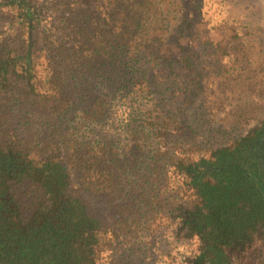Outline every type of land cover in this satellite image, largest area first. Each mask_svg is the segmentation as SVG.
I'll use <instances>...</instances> for the list:
<instances>
[{"label": "trees", "instance_id": "1", "mask_svg": "<svg viewBox=\"0 0 264 264\" xmlns=\"http://www.w3.org/2000/svg\"><path fill=\"white\" fill-rule=\"evenodd\" d=\"M202 1L0 0V264H264V105L214 101Z\"/></svg>", "mask_w": 264, "mask_h": 264}, {"label": "rangeland", "instance_id": "2", "mask_svg": "<svg viewBox=\"0 0 264 264\" xmlns=\"http://www.w3.org/2000/svg\"><path fill=\"white\" fill-rule=\"evenodd\" d=\"M202 11L214 39V101L221 105V99L217 94L222 84L227 87L231 97V99L225 98L229 99L224 102L227 113L233 108L237 110L238 105L247 95L256 98L254 104L259 112V107L264 105V102L259 103L264 98V0H204ZM209 49H205L204 46H195L189 50L184 49L182 53L200 52L198 60L195 61L192 58V62L195 65L201 63L199 66L203 68L206 65L205 62H211ZM179 54L180 52L177 51L175 55ZM208 59L210 61H206ZM159 64L160 62L155 60L149 64L153 68L149 77L156 89V93L150 95L145 101L150 107L153 102L156 103L153 97L159 96V93L168 95L172 92V89L167 93L163 91L161 86L163 82L158 79L160 74L156 72ZM199 105L200 102L196 101L189 108H185V114L179 117L180 121H185L187 126L190 125L194 129L192 132H187L188 136L195 138L199 137L198 132L208 135L210 131H214L211 132L212 138L214 141L219 140L225 128L227 129L233 120L226 116L224 109L214 112V115L207 112V117L203 116L204 109ZM159 115H161L160 110L154 111V116ZM242 119L251 123L255 121L254 114ZM87 201L96 211L103 209L104 205L98 199L88 196ZM252 251L253 249L250 250Z\"/></svg>", "mask_w": 264, "mask_h": 264}]
</instances>
